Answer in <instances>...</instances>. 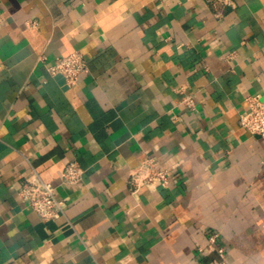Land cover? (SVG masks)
Returning a JSON list of instances; mask_svg holds the SVG:
<instances>
[{
	"label": "crops",
	"instance_id": "crops-1",
	"mask_svg": "<svg viewBox=\"0 0 264 264\" xmlns=\"http://www.w3.org/2000/svg\"><path fill=\"white\" fill-rule=\"evenodd\" d=\"M75 50L90 72L68 86L48 66ZM250 95L264 100V0H0V264H264ZM149 157L170 184L134 190ZM70 160L85 172L65 184ZM33 167L58 218L19 198Z\"/></svg>",
	"mask_w": 264,
	"mask_h": 264
},
{
	"label": "built area",
	"instance_id": "built-area-1",
	"mask_svg": "<svg viewBox=\"0 0 264 264\" xmlns=\"http://www.w3.org/2000/svg\"><path fill=\"white\" fill-rule=\"evenodd\" d=\"M48 70L52 75H61L65 84L73 86L82 75L90 72V66L84 54L80 50H75L67 55L57 56L54 63L48 66ZM246 101L248 109L241 114V125L251 133L264 136V100L260 95H250L246 97ZM182 102L191 109L196 108V100L191 93L184 94ZM84 172L85 169L77 160H70L62 171V183H77L82 179ZM127 180L134 190H139L143 186L156 188L170 184L168 169L159 166L153 157L147 158L132 169ZM18 195L26 206L44 219L58 218L64 211L65 200L58 197L56 186L45 180L35 167L22 179ZM219 237V232H211L209 244L224 258L226 248L219 243ZM200 250L203 251V248Z\"/></svg>",
	"mask_w": 264,
	"mask_h": 264
}]
</instances>
